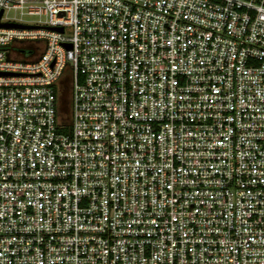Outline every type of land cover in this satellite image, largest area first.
I'll return each mask as SVG.
<instances>
[{
  "label": "built area",
  "instance_id": "1",
  "mask_svg": "<svg viewBox=\"0 0 264 264\" xmlns=\"http://www.w3.org/2000/svg\"><path fill=\"white\" fill-rule=\"evenodd\" d=\"M0 11V264H264V0Z\"/></svg>",
  "mask_w": 264,
  "mask_h": 264
},
{
  "label": "trees",
  "instance_id": "2",
  "mask_svg": "<svg viewBox=\"0 0 264 264\" xmlns=\"http://www.w3.org/2000/svg\"><path fill=\"white\" fill-rule=\"evenodd\" d=\"M17 52L19 53L18 55H22L23 57H26V54H31L35 52V47L36 49H39V46H35L31 42H24L15 45ZM58 111L59 114L62 118V121H68L70 119V104H69V98L68 94L65 90H62L59 100H58Z\"/></svg>",
  "mask_w": 264,
  "mask_h": 264
},
{
  "label": "water",
  "instance_id": "3",
  "mask_svg": "<svg viewBox=\"0 0 264 264\" xmlns=\"http://www.w3.org/2000/svg\"><path fill=\"white\" fill-rule=\"evenodd\" d=\"M0 15H1V11H0ZM0 26L2 27H26V28H30L29 26H24V25H19V24H14V23H0ZM57 31H62V29L59 27L55 28Z\"/></svg>",
  "mask_w": 264,
  "mask_h": 264
},
{
  "label": "rangeland",
  "instance_id": "4",
  "mask_svg": "<svg viewBox=\"0 0 264 264\" xmlns=\"http://www.w3.org/2000/svg\"><path fill=\"white\" fill-rule=\"evenodd\" d=\"M14 14H18V12H14L13 10H9V11L7 12V16H9V17L13 16ZM24 19H25L26 21H34V20H36V17H34V16H27V17H25ZM65 91L67 92V94H68V98H69V91L66 90V89H65Z\"/></svg>",
  "mask_w": 264,
  "mask_h": 264
}]
</instances>
